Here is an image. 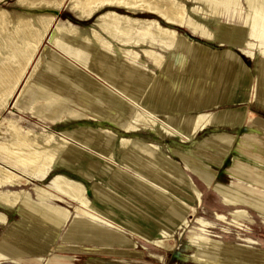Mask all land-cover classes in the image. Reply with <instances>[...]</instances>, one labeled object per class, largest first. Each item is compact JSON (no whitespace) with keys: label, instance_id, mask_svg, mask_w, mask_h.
<instances>
[{"label":"rangeland","instance_id":"1","mask_svg":"<svg viewBox=\"0 0 264 264\" xmlns=\"http://www.w3.org/2000/svg\"><path fill=\"white\" fill-rule=\"evenodd\" d=\"M3 6L12 14L21 11V8L14 3V0L6 1ZM196 6V4L188 3V15L204 24L213 33V39L206 40L187 29L177 30L179 35L188 43L201 45L202 49L207 53L219 54L220 56L221 53L225 51L231 52L233 57L227 55L223 56V58L219 57L211 60L210 63L212 65L220 67H213L211 71L205 74V65L202 64L203 61L195 62L194 64L191 57L187 54L176 57L172 52L168 54L160 49L156 50V54L165 57L166 60L163 59L162 64L157 67L154 66L149 59L144 57L141 52L143 48L151 50V47L146 44H138L134 48L125 46L128 49L138 52L141 58V62L138 63L141 70L138 72L139 75L136 76L137 79H129L126 72L122 70L121 67L123 66H121L119 59L112 60V62L109 60H107V62L104 61L102 66L94 61L95 58L100 57L99 50L95 44H90L92 59L79 65L76 62L75 48H77L78 44L82 46L85 43L82 42L81 38L78 36L68 35L69 33H67L62 36L63 39L61 40L66 48L54 49L52 45L45 41L38 53L37 58H40L39 69L36 70L30 82H34L33 80L38 75H41V84L44 86L41 90L43 93L44 91L46 93L42 94V91H37L40 90V88L37 86L32 87L31 84H29L25 92H23L22 97H20V100L23 98L26 100V103L20 105L17 102V105L14 104L15 99L19 95V93H17L19 89L16 92L17 95H15L14 99L11 100L6 107V110L0 114V117H12L17 119L21 126L34 131H52L54 134L59 135L60 132V134H62V132L67 130H78L81 127L103 128L118 134L117 136L130 137L139 141L142 140L141 142L145 144H156L159 147L156 156L159 161L157 166L159 167L158 170H160L159 173H161L163 177L161 179L159 178L161 183L154 181L153 178L150 177L152 174L148 167L137 168L123 162L122 157L125 151L117 147L115 148L114 161H104L107 165H109L108 163L111 164V166H107V169L110 170L113 166L122 177L144 186L148 191L153 192L154 198L156 197V199L161 201L162 199L158 195L164 196L165 194L160 191L159 187L160 184L164 183L168 191V196H165L169 198V200L165 199L164 203L163 201L159 202L157 206L144 207L135 202L134 204L131 200H135V198H131L129 195L124 194V198L122 195H118L119 193H116V191L112 189V183L114 184L115 181L108 175L103 174L102 176L99 174L100 165L103 163L101 155L94 149H90V147L84 146L76 142V140L74 141V139L69 140L65 144L58 156L59 165L56 166V171H53V174L51 173L47 179H38L33 184L51 185V176L58 173L64 174L70 179L82 182L86 186L89 201L92 203L95 202L94 199L96 194L101 192L105 195L108 194L112 201L116 202L119 200L120 203L125 204L126 207H123L124 210H114L113 207L117 206H111L110 204H106V202L102 204V209L105 211L108 210L107 208L112 210L115 219L127 224V226L128 224L131 226L134 225V227L138 224H142L143 227L150 226L152 228L150 229L151 233L157 241L161 239L160 231L166 232L165 236L171 235L169 240L170 243L174 245L172 250L167 251L155 245L145 244L140 236L129 229L131 226L127 228L125 224H121L122 228L119 230L122 231L121 234L127 237L130 242L136 243L135 248L131 245L125 247L124 245L111 244L107 239L101 237L99 233L94 231L91 234H74L75 230L72 229V226L76 224L78 220L76 216H78V213L84 212L82 209L78 208L77 204L70 203L63 199V201L59 202L57 205L68 209L70 217L56 233H52L55 237L51 236L52 234L45 237L46 234L43 233L44 237L49 239L51 243H45L47 246H44L43 249L46 247L47 251L39 254L36 253L40 248L39 243L46 242L44 241L45 238L44 240L42 239L43 241L40 240V225L37 224L35 227L28 226L25 222H28L29 219L24 218L23 215L21 216L16 210L10 214L8 221L7 215L2 211L6 216V223L1 224V226L4 227H0V241L2 238L11 237L12 240L8 242V245L13 244L16 246V243H18V247L21 246L19 248L21 251L25 250L27 255L33 254L31 256L22 257V259L30 261L29 264H32L31 259L37 255H40L39 258L41 259H49L55 255L71 256L77 258L75 264H104L108 261H112V263L117 261L120 262L119 264H146V262L150 264L152 259L156 260L161 257L176 255L181 248H184L183 251L185 254H194L196 251L195 247L190 245L188 241L190 240L192 243L197 242L199 237H207L211 241L213 240L217 245H220V243L225 245L222 252L224 255L228 253L227 257L221 253L220 248L217 250L216 256L213 257V255H209L210 259L213 260L212 264H243L241 261H237L240 259L239 256H245L243 254H246L240 251L242 247L246 249L245 252L248 251L250 254L254 253L256 255L259 251L254 248L264 249V184L255 185V182H251L253 183L251 184L246 181L248 179L247 177L234 173L233 170L236 167H243L264 175V161L260 162L255 160L253 155L247 152L246 148L239 147L240 143H244L247 138L254 137L253 143L259 148L264 149V93L261 98L254 99V97H252L253 81L264 76V30H260L256 27L255 30L252 31V38L247 39L245 37L244 22L247 18V5L244 0H239L237 6H209L211 8H208L209 10L216 12L217 16L215 17H205L204 12L192 14L190 11ZM198 7L201 9L203 8L201 6ZM56 17L57 22L60 24L65 23L76 26L78 31L84 35L89 36V34H91V29L94 28V19L88 22L78 20L75 14L70 11L67 4H65L64 8ZM161 25L163 24L161 23ZM96 30L99 32L100 36L105 37L102 31L98 28H96ZM248 40L251 42L250 45L253 46L251 51L243 45L245 41ZM112 44L115 52H118V48H124V46L119 43L113 42ZM152 51L155 52V50ZM54 55H59L64 59L60 64L53 63L55 65H51L52 69L49 67L44 69V65L47 64L46 62H52ZM175 57L177 59V64L172 66L176 61ZM185 59L194 65L195 70L193 77H191L189 69L186 68V66H182ZM234 59L238 64L244 67L247 75L246 82L242 81V75L240 76ZM225 68L229 73L227 70L225 71ZM106 73L113 77L114 84L105 82L104 76ZM230 73L234 75V77L231 76L232 78H237L235 82H225V80H228L226 75ZM79 76H86L89 82H83V84H81L77 79ZM142 78H144L146 82H140ZM62 83L67 86V89L64 91L58 90L56 87L58 84ZM95 84H100L109 88L120 103H126L129 106L137 105L139 110L147 112L154 110V116L152 117L154 120H157L159 123L168 124L170 129L176 130L182 135H185L187 120L196 115L212 114L216 117V115H221L223 113H239L244 118L241 123H228L226 122L227 120L221 121L216 119L217 121L215 123L208 124L203 131L193 135V138L190 137L189 141L184 140L180 135H169L159 127H155L154 129L140 128L133 134H127L122 132L116 125L105 120L86 121L81 119L56 124L37 119L32 114L37 108L38 102L45 105L48 102L64 104L63 106L70 107L79 113H86V111L82 110L83 107L94 110V106L91 103L93 99L98 98V96L100 97L98 101L101 106L107 107L108 110H114L115 107L113 108L108 101V95L94 91ZM124 88H126V90H124ZM200 90H202V92ZM255 91L256 90H254V92ZM160 92L164 93L161 99L157 95ZM199 92L200 94L202 93V95L204 94V97H201ZM39 95L42 99L37 98V96L40 97ZM245 98H247V100H243ZM79 99H82L84 102L88 101L89 104L87 103V106L79 105L77 103ZM153 99L158 100L155 101ZM18 104L20 106H18ZM120 114L123 117L125 116L123 112H120ZM248 114H250L253 119L250 123L247 122L246 119ZM218 134H225L229 136V139H233L232 149L226 156L221 155L222 148L217 145L218 143H215L214 140L209 141L213 135ZM98 137L99 136H95L94 138L98 139ZM174 152L184 154L191 163L201 162L207 165L209 171L214 175L213 187H221L222 190L229 191L234 195L236 194L239 201L243 200L242 202L245 203L260 204L262 210H254L247 204L234 206L222 204L223 200L220 192H215L212 188H206L205 184L196 175L186 169V164L184 165L185 160ZM114 169H112V172ZM141 170L147 172L149 175L142 173ZM180 173L183 175L180 176ZM83 174L89 176L90 179L84 176L82 177ZM192 184L195 186V191L197 193L191 190ZM184 187H188L190 190H185ZM26 190L33 199H36V197H34L35 192L33 191V185H29ZM109 190L111 193H106ZM253 191L257 192L259 195L256 196L251 194ZM142 203L144 204L145 202L142 201ZM175 203L183 207L177 210V214L180 215V213L187 211L193 212L192 216L185 217L186 220L189 221V228H184V220L179 221V224L175 226L174 223H172L173 221L171 219H175L173 216H176L174 213L172 214L175 210ZM20 209L27 212L28 218L39 219L38 216H34L23 204L20 205ZM241 210L246 213H240V218H233L237 217ZM143 212L148 213L151 218L145 219L142 215ZM160 214L164 216V218L159 217ZM52 219L53 218L47 219V222L49 223ZM196 219H202V221L197 223ZM36 220L35 222H37ZM53 220L54 223L55 219ZM113 222L120 226V223H117L118 221L115 220H111L109 223L111 224ZM155 222L161 224L162 228H158ZM210 222L214 224L213 228H210ZM91 223L92 222H89L90 225H93ZM48 226L52 227L51 223H49ZM44 228L46 227L44 226ZM96 230H99V227H97ZM109 230L115 234L119 233V230L113 228ZM189 230L191 232H189ZM69 234L70 236H68ZM188 235L189 240L187 238ZM166 238L168 239V237ZM37 241L39 243H37ZM101 243L102 245H100ZM208 245L210 244L208 243ZM2 246L5 247L7 244L5 245L3 242ZM55 246L84 250H80L74 254L73 252L56 251ZM111 248H113L114 251L125 252V254L106 252L107 249ZM143 248L146 250H143ZM202 249L204 250V248ZM28 250L29 252H27ZM127 251H132V255L140 256L142 259H137V262L130 263V258L126 257ZM204 253L207 255V252ZM260 253L264 254L263 252ZM129 254L131 255L130 252ZM228 255L233 258L228 257ZM99 258L104 261L101 263L98 260ZM248 264H256V262L250 261Z\"/></svg>","mask_w":264,"mask_h":264},{"label":"bare ground","instance_id":"2","mask_svg":"<svg viewBox=\"0 0 264 264\" xmlns=\"http://www.w3.org/2000/svg\"><path fill=\"white\" fill-rule=\"evenodd\" d=\"M6 1L8 0H0V114L6 110V107L9 105L10 101L14 99L15 95H17L16 92L19 89V92H17L19 95L14 102L16 105L17 102L20 105L26 103V100L23 98L20 100V97H22L23 92H25V89H27L26 87L29 84H31L32 87L37 86L40 88V90L37 91H42L41 89L44 86L41 84V75H38L33 80L34 82H30L34 77L36 70L39 69L40 58H37L38 53L45 41L52 45L54 49L66 48L61 40L63 39L62 36L67 33H69L68 35L78 36L81 38L82 42L85 43L82 46L78 44L77 48H75L76 62L79 65L92 59L90 44H95L99 50L100 57L95 58L94 61L102 66L104 61L107 62V60H109L112 62V60L119 59L121 66H123L121 68L126 72L129 79H137L136 76L139 75L138 72L141 70L139 68L140 65H138V63L141 62V58L138 52L128 49L125 46L131 48L136 47L138 44H146L150 46L151 50L143 48L141 52L144 57L149 59L150 62L157 67H159L160 64H162L163 59L166 60V58L157 55L156 50L160 49L168 54L172 52L176 57L187 54L191 57L194 64L195 62L203 61L202 64L205 65V74L211 71L213 67H220L212 65L210 63L212 59L219 57L223 58V56L227 55L233 57V54L229 51L221 53L220 56L219 54L207 53L202 49L201 45L188 43L181 35H179L177 29H187L201 38L212 40L213 33L204 24L188 15V3L197 5L190 11L192 14L204 12L205 17H215L217 16L216 12L209 10V6H237L239 0H14V3L21 8V11L13 14L4 8L3 5ZM244 1L247 5V18L244 22V35L249 39L252 38V31L255 30L256 27L260 30H264V0ZM65 4L68 5L70 11L75 14L78 20L88 22L94 19V28L91 29V34H89V36L78 31L76 26L65 23L60 24L57 22L56 15L64 8ZM198 6L203 8L201 9ZM161 23L163 25H161ZM95 27L102 31L105 34V37L100 36ZM112 41L119 43L124 46V48H118V52H115ZM250 43L251 42L248 40L245 41L243 45L251 51L253 46L250 45ZM152 50H155V52ZM59 55H54L52 62H46L48 65H44V69L47 67L52 69V66L55 65L53 63L60 64L64 58ZM176 64L177 59L172 66ZM235 64L240 76L242 75V81L246 82L243 70L237 62ZM71 66L74 67L73 65ZM182 66H186L190 71L191 77H193L195 70L194 65L185 59ZM226 70L227 69L225 68V71ZM229 75H226L228 80H225V82H235L237 78H232L231 76L234 77L232 73ZM77 79L81 84H83V82H89L86 76H79ZM104 80L109 84H114V79L110 74L106 73ZM140 82H146V80L142 78ZM253 82L252 97H254V99L261 98L264 93V76L259 77ZM56 87L58 90L63 91L67 89V86L64 83L58 84ZM124 90H126V88H124ZM202 90L200 91L202 92ZM254 90L256 91L254 92ZM94 91L108 95V101L113 108L115 107L114 110H108L107 107L101 106L98 101L100 100V97L98 96V98H94L91 103L94 106V110H89L86 107H83L82 110L86 111V113H79L70 107L63 106L64 104L48 102L45 105L38 102V106L32 114L37 119L56 124L81 119L86 121L105 120L116 125V127L122 132L127 134H133L140 128L154 129L155 127H159L169 135H180L184 140H189L190 137L196 133L203 131L208 124L215 123L217 121L216 119L221 121L227 120L226 122L228 123H241L244 118L239 113H223L221 115H216V117L212 114L196 115L187 120L185 125V135H182L176 130L170 129L168 124L166 125L154 120L152 118L154 116V110L147 112L139 110L137 105L129 106L126 103H120L115 97V94L112 93L109 88L100 84H95ZM44 93L46 92L44 91ZM44 93L42 91V94ZM157 95L161 99L164 93L160 92ZM200 96L204 97V94L202 95L201 93ZM37 98L42 99L41 96H37ZM153 100L157 101L158 99ZM243 100H247V98ZM77 103L79 105L87 106L88 101L84 102L82 99H79ZM19 104L18 106H20ZM120 112L125 113V116L123 117ZM246 119L249 123L253 120L250 114L246 116ZM60 133L59 135H56L52 131H34L21 126L17 119L12 117H0V224L6 223V216L2 211L8 212L9 210H16L21 216L23 215L24 218L29 219L28 222H25L28 226L35 227L37 224L40 225L39 230L41 232L39 237L40 240L43 241L46 236L56 233V231L68 221L70 217L69 210L57 205L64 199L70 203L77 204L78 208L82 209L84 212L80 214L78 213V216H76V218L78 217V220L76 221V224L72 226V229L75 230L74 234H91L94 231L99 233L101 237L107 239L111 244H129L128 240H124V238L114 235V232L109 230L110 228L119 230L122 228L121 224L125 223L115 219L113 211L109 208L106 207L108 209L107 211L102 209V204L107 202L106 204L117 206L113 207L114 210H124L123 207L125 204H121L119 200L114 202L110 199L111 197L108 194L105 195L101 192L95 195V202L92 203L89 201L86 186L82 182L70 179L64 174L57 173L51 176V185H37L33 183L38 179H47L53 171H56V166L59 165L58 156L65 144L69 140L74 139V141L76 140V142L90 147V149H94L101 155V158L103 159L102 162L105 164L102 163L100 165L99 174L102 176L103 174L108 175L113 181H115L114 184L112 183V189H114L116 193L118 192V195H122L123 198L125 197L124 194L129 195L131 198H135V200H131L133 203L135 202L144 207L157 206L159 202L163 201L164 203L165 199L169 200V198L166 197L168 196V191L164 183L160 184V187L158 186L160 191L166 195H158L161 197V201L156 199V197L154 198L153 192L148 191L144 186L138 185L135 182L122 177L117 173L113 166V172L112 169H107V166H111V164L108 163L109 165H107L104 160L108 162L112 161L115 157V148L117 147L125 151L122 157L123 162L128 163L129 165L131 164V166L137 168L148 167L152 174L150 177H152L154 181L161 183L159 178L161 179L163 177L161 176V173H159L160 170H158L159 167L157 166L159 161L156 157L159 147L152 143H142V140L139 141L130 137L117 136L118 134L103 128L81 127L78 130H67L62 132V134ZM95 136H99L98 139H95ZM211 140H214V142L218 143L217 145L222 148V156L228 155V152L232 149L233 139H229L228 135H213L209 141ZM253 142L254 137L247 138L244 143H240L239 147L246 148L247 152L253 155L255 160H264V149L259 148ZM174 153L185 160L184 165L186 164V169L196 175L205 184L206 188H212L215 192H220L224 205L234 206L247 204L254 210H262L260 204L245 203L242 202L243 200L239 201L236 194L234 195L229 191L222 190L221 187H213L214 175L209 171L207 165L201 162L191 163L184 154L177 152ZM233 170L234 173L247 177L248 179L246 181L249 183L255 182V185L264 184V175L259 172L250 171L243 167H236ZM142 173L149 175L147 172L142 171ZM179 175L181 176L183 174L180 173ZM83 176L90 179L86 174H83L82 177ZM29 185H33V191L35 192L34 197H36V199H33L27 192L26 188ZM185 190L190 189L187 187ZM191 190L196 192L193 184L191 185ZM109 191L106 193H111V191ZM251 194L256 196L259 195L254 191ZM197 200L199 201L198 197ZM142 201L145 203L143 204ZM21 204L27 207L34 216L39 217L38 220L34 218L37 222H35L33 218H28L27 212L20 209ZM179 208L183 207L175 203L176 211L174 210L172 214L174 213L176 216H173L175 219H171L174 226L179 224L178 222L182 220H184V224H188L189 221L186 220L185 217L193 215L192 213L190 214L189 211H187V213L182 212L179 215L176 213ZM240 213L245 214L246 212L241 210L238 213V216L233 218H240ZM142 215L145 219L151 218L146 212H143ZM159 217L164 218L161 214ZM49 218L55 219L54 223L53 219L49 222L52 227L48 226L49 223L47 222V219ZM111 220L118 221L117 223H120V226L115 222L110 224L109 222H111ZM89 222H92L91 224L93 225H90ZM198 222L200 223V220H198ZM155 224L158 228H162V225L158 222H155ZM42 225L48 229L44 228ZM128 226L131 225L128 224ZM128 226L125 224V227L128 228ZM97 227H99V230H96ZM131 227H134V225ZM131 227L129 229L133 233L137 234L148 243L157 245L159 248L169 251L174 246L169 240L171 235L165 236L166 232L164 231H160L161 239L160 241H157L151 233L150 229L152 228L150 226L143 227L142 224H138L134 228ZM43 233L46 234L45 237ZM51 236H53V234ZM68 236H70V234ZM53 237H55V235ZM166 237H168V239ZM5 240V243H8L12 239L11 237H6ZM209 240L210 239L208 238L201 239L200 243L204 246L202 248H204L205 251L201 247L197 249L194 254L196 261H208L210 259L209 255H213V257L216 256L217 250L220 248L221 253L224 254L222 252L225 247L223 243L219 242L220 245H217L213 240ZM44 241L46 242L39 243L37 241L40 248L36 253L47 251V248L45 247L46 249H43V247L47 246L45 243H51V241L47 238H45ZM208 243L210 245H208ZM100 245H102V243ZM8 248H5L6 252L11 254L14 252L13 254L18 255V243H16V246L9 244ZM55 250L69 252L77 249L55 246ZM245 250L246 249L243 247L240 249L243 253H246ZM27 252H29V250ZM204 252H207V255ZM247 253L249 252L247 251ZM5 256L6 255L4 254H0V260H3ZM52 259L53 261L48 259L49 264H54L55 261L57 264H68L64 257H53Z\"/></svg>","mask_w":264,"mask_h":264},{"label":"crops","instance_id":"3","mask_svg":"<svg viewBox=\"0 0 264 264\" xmlns=\"http://www.w3.org/2000/svg\"><path fill=\"white\" fill-rule=\"evenodd\" d=\"M239 66L241 67V69L243 70V73H244V77H245V81L247 80V75H246V73H245V69H244V67H242L240 64H239ZM257 161H260V162H262V161H264V160H257ZM222 204H223V202H222ZM12 212L13 211H8V212H5V214L7 215V218H8V221H9V216H10V214H12ZM185 213H187V212H185ZM193 214V212H190V214ZM216 214V213H215ZM198 220H200V221H202V219H196V222L197 223H199L198 222ZM216 221H218L217 219H215ZM196 223V224H197ZM8 224V223H7ZM184 225V228H189V223L188 224H183ZM199 225V224H198ZM209 226L211 227V228H213L214 227V224L213 223H209ZM0 227L2 228V227H4V226H1V224H0ZM189 232H191L190 230H189ZM122 233V231H120L119 230V233H114V235H118V236H120V237H122V238H124V240L126 239V240H128V242H129V244H118V245H124L125 247L126 246H133V248H135V246H136V243L135 242H130V240L129 239H127V237H125L124 235H122L121 234ZM189 237V235L187 236V238ZM202 238H207V237H199V239H197L198 241L197 242H190V240H189V238H188V242L190 243V245H192L193 247H195V250L197 251V249L199 248V247H204L201 243H200V241H201V239ZM141 239V238H140ZM194 239V238H193ZM141 240H143V239H141ZM5 239L4 238H2L1 239V241H0V254H4V255H6L5 256V258L3 259V260H0V264H29V262L30 261H26V259H22V257H26V256H31V255H33V254H26L24 251H21V249H19L21 246H19L18 247V255H16V254H11V253H9V252H6V250H5V248L7 247L8 248V243L6 242L5 243ZM144 241V243L145 244H147V245H153L154 246V244H150V243H148L147 241H145V240H143ZM194 241V240H193ZM3 242L5 243V245L7 244V246H5V247H3L2 246V244H3ZM256 244V243H255ZM156 247H158L157 245H155ZM252 247V246H251ZM159 248V247H158ZM252 248H254V247H252ZM9 249V248H8ZM73 249H75V248H73ZM160 249H162V248H160ZM254 249H257L259 252L257 253V255L256 254H254V253H252V254H250V253H247L246 252V254H243V255H245V256H239V258L240 259H238L237 261H241L243 264L244 263H250V261L251 262H256V264H264V254H261L260 252H263L264 253V249H258V248H254ZM80 250H84V249H77V250H75V251H69V252H73L74 254H75V252H79ZM143 250H146L145 248H143ZM172 250V249H171ZM171 250H169V251H171ZM184 248H181V250H179V252H177L176 253V255H174V256H167V257H161V258H158V259H156V260H154V259H152L151 260V262H150V264H207V263H209V264H212L213 263V260L212 259H209L208 261H203V262H198V261H196L195 260V257H194V254H192V255H189V254H185L184 253ZM195 251V252H196ZM106 252H108V253H116V254H122V255H124L125 254V252H119V251H114V249L113 248H111V249H107L106 250ZM129 252L131 253V255L129 254ZM135 254H139V253H136V252H134ZM39 254V253H38ZM127 255H130V256H127L126 255V257H129L130 258V263L131 262H137V259H142L140 256H137V255H132V251H127V253H126ZM228 254V253H227ZM227 254L226 255H224L225 257H227ZM140 255V254H139ZM40 256V255H39ZM39 256L37 255V256H35V257H33L31 260H32V264H49L48 263V259H41V258H39ZM120 256V255H119ZM13 257H14V259H13ZM53 257H64V258H66V260H67V262L66 263H68V264H75L76 262H77V258H75V257H71V256H63V255H55V256H53ZM53 257H51V258H49V259H51L52 261H53ZM228 257H230V258H233L232 256H230V255H228ZM17 260H16V259ZM75 258V259H74ZM131 258H132V260H131ZM101 258H99L98 260L102 263V261H104V260H100ZM55 261V260H54ZM74 261V262H73ZM57 264V262L55 261L54 262V264ZM108 264H113V263H115V264H119L120 262H117V261H114L113 263H112V261H108L107 262ZM107 263H104V264H107ZM53 264V263H52ZM93 264H95V263H93ZM98 264H100V263H98ZM103 264V263H102ZM146 264H148L147 262H146Z\"/></svg>","mask_w":264,"mask_h":264}]
</instances>
